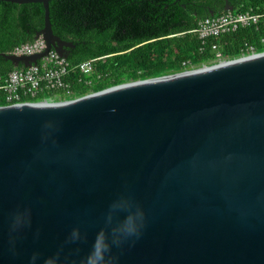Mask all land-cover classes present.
Returning <instances> with one entry per match:
<instances>
[{"label": "water", "instance_id": "95a60500", "mask_svg": "<svg viewBox=\"0 0 264 264\" xmlns=\"http://www.w3.org/2000/svg\"><path fill=\"white\" fill-rule=\"evenodd\" d=\"M2 56L28 67L70 41ZM178 1V0H176ZM226 10L232 6L226 4ZM131 198L145 215L117 264H264V51L126 81L61 101L0 105V264H62L86 256L109 206ZM30 223L10 230L13 212ZM74 227L82 239L67 242Z\"/></svg>", "mask_w": 264, "mask_h": 264}, {"label": "trees", "instance_id": "16d2710c", "mask_svg": "<svg viewBox=\"0 0 264 264\" xmlns=\"http://www.w3.org/2000/svg\"><path fill=\"white\" fill-rule=\"evenodd\" d=\"M226 4L232 11L259 15L260 21L217 38H200L198 22L225 12ZM48 9L52 32L74 46L66 47L62 85L50 88L42 80L33 95L19 92L20 102L72 98L126 81L211 65L212 43L228 60L239 57L245 44L264 51V0H50ZM43 14L41 3L0 0V105L6 104L2 85L8 73L25 68L2 54L32 42L43 26ZM86 60H92L93 67L82 73L78 66Z\"/></svg>", "mask_w": 264, "mask_h": 264}, {"label": "built area", "instance_id": "2783aa9c", "mask_svg": "<svg viewBox=\"0 0 264 264\" xmlns=\"http://www.w3.org/2000/svg\"><path fill=\"white\" fill-rule=\"evenodd\" d=\"M259 21V15L247 11L226 10L220 14L202 18L198 22L197 32L202 39L217 38L222 34L233 32L238 27L256 24ZM210 46L211 50L215 53L214 64L227 60L221 57L216 43H212ZM45 48V41L41 37H38L30 43H23L15 46L9 54L16 56L30 55L44 51ZM255 53L257 52L254 51L253 45L245 44L239 57H245ZM78 67L80 72L89 73L93 67L92 60L83 61ZM65 70L66 62L64 58L59 56L54 49H49L47 53L41 57V63L37 64L36 62L24 69H14L8 73L2 85L5 92L6 103L20 102L19 92H29L33 95L42 80H45L50 88L61 86L60 77Z\"/></svg>", "mask_w": 264, "mask_h": 264}, {"label": "clouds", "instance_id": "9594fccd", "mask_svg": "<svg viewBox=\"0 0 264 264\" xmlns=\"http://www.w3.org/2000/svg\"><path fill=\"white\" fill-rule=\"evenodd\" d=\"M29 223V212L17 210L10 217V230L17 231ZM144 223L145 215L139 205L135 204L131 198H118L109 206L103 225L97 230L86 256L79 261V264H117L113 248L138 238ZM81 239L82 234L79 228L74 227L67 237V242L76 243ZM39 257L40 254L34 252L29 264H37ZM62 259L61 251L57 250L45 256L42 264H62Z\"/></svg>", "mask_w": 264, "mask_h": 264}, {"label": "rangeland", "instance_id": "374dc122", "mask_svg": "<svg viewBox=\"0 0 264 264\" xmlns=\"http://www.w3.org/2000/svg\"><path fill=\"white\" fill-rule=\"evenodd\" d=\"M260 52V51H259ZM228 60V59H227ZM211 65H213V64H211ZM207 66H210V65H207ZM199 68H201V67H199ZM193 69H197V68H191V69H186V70H193ZM69 98V97H68ZM46 101H53V102H55V101H59V100H50V99H47Z\"/></svg>", "mask_w": 264, "mask_h": 264}, {"label": "flooded vegetation", "instance_id": "af4514ba", "mask_svg": "<svg viewBox=\"0 0 264 264\" xmlns=\"http://www.w3.org/2000/svg\"><path fill=\"white\" fill-rule=\"evenodd\" d=\"M38 38V37H37ZM36 39V38H35ZM66 53L68 54V50L65 49ZM204 66H207V65H202L201 67H204Z\"/></svg>", "mask_w": 264, "mask_h": 264}]
</instances>
